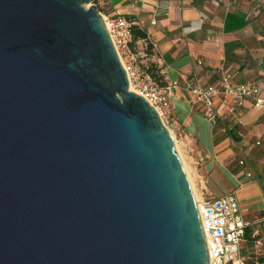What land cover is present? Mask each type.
Masks as SVG:
<instances>
[{"label":"water","instance_id":"water-1","mask_svg":"<svg viewBox=\"0 0 264 264\" xmlns=\"http://www.w3.org/2000/svg\"><path fill=\"white\" fill-rule=\"evenodd\" d=\"M0 264H209L174 137L94 0H0Z\"/></svg>","mask_w":264,"mask_h":264},{"label":"crops","instance_id":"crops-1","mask_svg":"<svg viewBox=\"0 0 264 264\" xmlns=\"http://www.w3.org/2000/svg\"><path fill=\"white\" fill-rule=\"evenodd\" d=\"M257 4L260 0H98L105 14H121L146 31L147 39L131 44L138 65L154 62L165 82L176 83L170 105L184 129L177 143L195 163L200 196L238 198L247 221L240 243L245 264H264V106L250 100L236 105L220 95L212 122L185 85L196 80L217 86L225 73L231 82L256 81L264 97V2L247 18ZM228 130L234 137L226 136Z\"/></svg>","mask_w":264,"mask_h":264},{"label":"built area","instance_id":"built-area-1","mask_svg":"<svg viewBox=\"0 0 264 264\" xmlns=\"http://www.w3.org/2000/svg\"><path fill=\"white\" fill-rule=\"evenodd\" d=\"M263 2L264 0H260V4ZM260 4L251 8L247 18H251L260 10ZM100 12L126 72L130 89L142 95L155 108L176 143L184 136V129L174 116L170 105V97L176 83L167 82L164 86H159L146 70L138 65V56L131 45L133 21L121 14L108 15ZM185 89L202 104L205 117L212 122L216 113L214 100L220 95L229 96L236 105L250 100L255 107L264 106V97L256 81L231 82L230 75L225 73L221 75L217 86L187 80ZM239 164H243V160H240ZM250 175L249 172L246 173L247 177ZM196 203L206 239L209 264H245V259L240 253V243L247 221L242 215L238 198L232 193L213 197L200 196ZM262 210L264 215V204Z\"/></svg>","mask_w":264,"mask_h":264},{"label":"trees","instance_id":"trees-1","mask_svg":"<svg viewBox=\"0 0 264 264\" xmlns=\"http://www.w3.org/2000/svg\"><path fill=\"white\" fill-rule=\"evenodd\" d=\"M95 2V0H94ZM102 11L101 8H99ZM103 12V11H102ZM132 41L135 42L138 39H147V33L144 29L140 28L137 24H132L131 26ZM148 49V48H147ZM146 72L152 77V79L159 85L164 86L167 82L164 81L163 75L160 73V68L154 62H150L146 67H143ZM226 136L234 137L230 130L226 131ZM235 139V138H233ZM264 260V258H262ZM262 260V261H263Z\"/></svg>","mask_w":264,"mask_h":264},{"label":"rangeland","instance_id":"rangeland-1","mask_svg":"<svg viewBox=\"0 0 264 264\" xmlns=\"http://www.w3.org/2000/svg\"><path fill=\"white\" fill-rule=\"evenodd\" d=\"M94 4L97 5L98 9H99V5H98V0H95ZM176 145H177V148L178 150L180 151L181 153V157H182V160H183V163H184V166H185V169L189 175V181L191 183V186H192V190L194 191V195L197 196L198 200L200 198V193H201V189L198 185V176L196 175L195 171H193V164L194 161L191 160L190 158H188V155L186 154V152L184 151V148L181 146V144L178 142H176Z\"/></svg>","mask_w":264,"mask_h":264},{"label":"bare ground","instance_id":"bare-ground-1","mask_svg":"<svg viewBox=\"0 0 264 264\" xmlns=\"http://www.w3.org/2000/svg\"><path fill=\"white\" fill-rule=\"evenodd\" d=\"M176 148H177V145H176ZM177 150H178V148H177ZM178 153H179V155L181 157V154H180L179 150H178ZM181 159H182V157H181ZM182 162H183V160H182ZM183 165H184V163H183ZM184 168H185V166H184ZM185 171H186V169H185ZM186 173H187V171H186ZM187 175H188V173H187ZM188 177H189V175H188ZM193 193H194V191H193ZM194 197H195L196 202H198L199 200H198L197 196L194 195Z\"/></svg>","mask_w":264,"mask_h":264}]
</instances>
